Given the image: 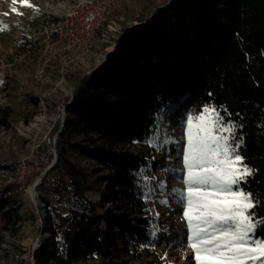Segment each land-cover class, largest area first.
Returning a JSON list of instances; mask_svg holds the SVG:
<instances>
[{
  "label": "trees",
  "instance_id": "obj_1",
  "mask_svg": "<svg viewBox=\"0 0 264 264\" xmlns=\"http://www.w3.org/2000/svg\"><path fill=\"white\" fill-rule=\"evenodd\" d=\"M123 44L124 52L79 78L56 128L57 162L38 186L50 239L35 264H133L155 245L142 178L149 162L126 146L155 135L171 105L195 113L212 106L236 125L230 142L240 144L253 174L233 188L251 193L252 211L264 218V0L165 2ZM39 101L31 96L34 107ZM13 114L0 106V126L10 128ZM104 180L100 203L110 207L100 212L89 192ZM15 186L0 188V246L5 232L18 235L24 224ZM256 235L264 238V226Z\"/></svg>",
  "mask_w": 264,
  "mask_h": 264
},
{
  "label": "rangeland",
  "instance_id": "obj_2",
  "mask_svg": "<svg viewBox=\"0 0 264 264\" xmlns=\"http://www.w3.org/2000/svg\"><path fill=\"white\" fill-rule=\"evenodd\" d=\"M169 1L178 0H28L33 7H25L21 0H0V23L8 26L0 30V106L14 109L11 127L0 126V188L16 185V207L24 218L18 235L3 234L0 264H33V250L50 239L39 185L33 196L30 187L57 162L55 131H61L65 123L66 107L79 78L124 52L123 38L152 21ZM31 96L39 98L38 106H33ZM188 114L200 112L182 104L171 105L161 115L155 135L144 143L126 146L149 162L142 178L156 241L133 264H149L148 260L196 264L184 216ZM72 158L89 165L78 154L73 153ZM19 164L31 171L23 185L15 167ZM34 172L38 174L29 181ZM105 180L89 192L100 212L110 207L108 202L100 203ZM103 225L108 228L106 221Z\"/></svg>",
  "mask_w": 264,
  "mask_h": 264
},
{
  "label": "snow or ice",
  "instance_id": "obj_3",
  "mask_svg": "<svg viewBox=\"0 0 264 264\" xmlns=\"http://www.w3.org/2000/svg\"><path fill=\"white\" fill-rule=\"evenodd\" d=\"M21 2L33 7L28 0ZM7 27L0 23V30ZM235 130L212 106L186 117L184 216L196 264H264V238L256 235L264 218L252 211L256 205L251 193L233 188L253 174L239 154L240 144L230 142Z\"/></svg>",
  "mask_w": 264,
  "mask_h": 264
},
{
  "label": "built area",
  "instance_id": "obj_4",
  "mask_svg": "<svg viewBox=\"0 0 264 264\" xmlns=\"http://www.w3.org/2000/svg\"><path fill=\"white\" fill-rule=\"evenodd\" d=\"M15 167L18 170V172H21L20 176L18 175V181H19V184L21 183L23 185L25 182V179L31 173V171L30 170H24L21 164L16 165Z\"/></svg>",
  "mask_w": 264,
  "mask_h": 264
},
{
  "label": "water",
  "instance_id": "obj_5",
  "mask_svg": "<svg viewBox=\"0 0 264 264\" xmlns=\"http://www.w3.org/2000/svg\"><path fill=\"white\" fill-rule=\"evenodd\" d=\"M44 175H45V173H44ZM42 179H43V177L40 178L39 182H37V184L34 185V188H36L42 182ZM37 248L33 250V264H35V251L37 250Z\"/></svg>",
  "mask_w": 264,
  "mask_h": 264
},
{
  "label": "bare ground",
  "instance_id": "obj_6",
  "mask_svg": "<svg viewBox=\"0 0 264 264\" xmlns=\"http://www.w3.org/2000/svg\"><path fill=\"white\" fill-rule=\"evenodd\" d=\"M38 180H40V179H38ZM37 180V181H38ZM30 193H31V195L33 196L34 195V193H35V191H34V184L30 187ZM190 259V258H189ZM188 261H190V260H188Z\"/></svg>",
  "mask_w": 264,
  "mask_h": 264
}]
</instances>
